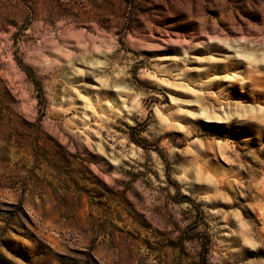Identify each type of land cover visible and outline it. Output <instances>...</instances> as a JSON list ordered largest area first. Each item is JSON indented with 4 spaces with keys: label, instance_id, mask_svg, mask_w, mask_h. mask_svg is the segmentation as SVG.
<instances>
[{
    "label": "rangeland",
    "instance_id": "1",
    "mask_svg": "<svg viewBox=\"0 0 264 264\" xmlns=\"http://www.w3.org/2000/svg\"><path fill=\"white\" fill-rule=\"evenodd\" d=\"M0 264H264V0H0Z\"/></svg>",
    "mask_w": 264,
    "mask_h": 264
}]
</instances>
